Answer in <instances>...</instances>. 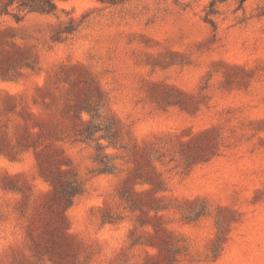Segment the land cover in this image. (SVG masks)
Here are the masks:
<instances>
[{"label":"rangeland","instance_id":"1","mask_svg":"<svg viewBox=\"0 0 264 264\" xmlns=\"http://www.w3.org/2000/svg\"><path fill=\"white\" fill-rule=\"evenodd\" d=\"M55 5L0 14V264H264V0Z\"/></svg>","mask_w":264,"mask_h":264},{"label":"trees","instance_id":"2","mask_svg":"<svg viewBox=\"0 0 264 264\" xmlns=\"http://www.w3.org/2000/svg\"><path fill=\"white\" fill-rule=\"evenodd\" d=\"M67 1V0H59ZM16 5L18 11L17 14H11L9 8ZM56 10L55 0H0V14L12 15L18 22L23 16L20 13H40V14H52ZM77 27L73 25V21H70V25L67 26L63 33L71 34ZM76 193V192H75ZM72 196V195H71Z\"/></svg>","mask_w":264,"mask_h":264}]
</instances>
